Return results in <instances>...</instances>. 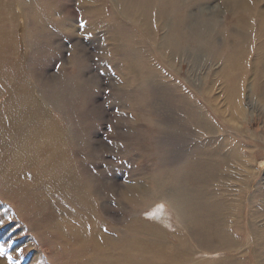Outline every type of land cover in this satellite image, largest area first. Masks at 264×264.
<instances>
[{"label": "rangeland", "instance_id": "rangeland-1", "mask_svg": "<svg viewBox=\"0 0 264 264\" xmlns=\"http://www.w3.org/2000/svg\"><path fill=\"white\" fill-rule=\"evenodd\" d=\"M5 1L0 0V79L13 88L11 93L26 92L27 99L33 97L34 101L30 100L28 105L30 109L39 110V117L44 120L41 124L54 125L55 122L65 131L62 149H67L68 154L61 161V166L65 165L71 177L89 195L94 210L92 216L104 227L105 234L113 238L122 237L118 229L134 218L155 221L151 217L156 214L159 216L158 212H154L163 208V203L156 201L145 206L141 198L142 194L153 192L150 188H160L152 181L157 174L194 166L192 162L197 159V154L209 146L220 148L221 144H226L221 150L226 153H231V149L237 147L244 158H247L250 156L249 148L256 144L249 136L252 133H257L255 139L264 142V117L259 115L264 114V102L257 91L255 94L251 89L249 77L244 83L241 81L244 87L243 99L249 110L248 115L246 114L249 118L247 132L234 130L202 98L200 78L215 63L210 52L212 49L216 52L228 40L225 35L216 34L220 23H227L225 27L228 29V21L231 20L221 0H211L209 5L200 3L192 10L193 13L188 14V20L193 22L196 14L201 13L203 8H209L213 11L212 18L220 21L216 30L211 31L212 35L209 33L212 49L205 53L187 48L176 59L174 67L167 66L153 40L136 23L121 16L120 12L114 13L109 0H102V19L95 14L90 15L82 5L83 0H47L49 12H52L51 8L55 9V18L63 19L69 24L56 27L57 29L49 26L51 32L48 28L43 33L35 30L31 15L27 12L28 2L32 0H11L14 4L10 10L5 8ZM250 1L253 13L257 14L262 4L258 0ZM156 3L152 9L154 18L151 22L152 29L159 38L165 30H160L155 17L158 9ZM248 16H251L250 13ZM254 34L256 33H251L252 36ZM140 36L144 39L139 40ZM258 37L259 33L250 43V57H246L248 53L242 56L243 64L249 68ZM121 45L128 46V49L131 47V53L135 56H127L119 48ZM192 45L193 43L188 47ZM136 61L142 63L140 65L143 67L150 66L157 71V85H148L138 80L136 73L131 70V64ZM221 63L219 61L218 64ZM126 70H131V73ZM212 92L215 94V91ZM4 97L0 98V103H3ZM191 102L192 106L194 103L197 105L200 115L206 116L217 128L218 134L209 135L200 128L197 115L189 110ZM57 134L62 144V133ZM1 138L2 136L0 142ZM261 141H258L257 146H260ZM256 155L264 160V152L261 154L259 150ZM260 167L261 174L256 178L255 185L258 187L255 192L264 182V161ZM260 167H256L258 172ZM27 174L32 176V169ZM232 183H212L215 185L208 187V190L216 191V200L232 203L229 196L234 190ZM138 187L144 191H140L143 193L137 197ZM133 195L138 198V205L135 199H130ZM56 198L59 199L57 196ZM245 198L242 196L241 199ZM17 203L0 197V254L8 264H113L111 253L103 259L95 257L89 247L71 250L63 238L60 240V251L56 253L57 242L50 239L54 237L55 230L48 227L51 230L45 232L46 229L37 223V217H41L37 213V217H34L27 210L26 214L20 215L15 208H18ZM229 215L226 214L225 217L226 226L227 221L230 225L236 224L231 222ZM28 218L33 219L28 221ZM246 224V219L241 217L240 225L243 227L240 228L247 229ZM91 226L88 223V227ZM188 227H180L184 229L180 233L189 242L193 241L191 245L196 252L193 258L183 264H219L223 258H230V264H235L232 260L240 262L239 264H258L254 253L256 246L249 233L242 232L240 238L237 236L242 242L238 251L229 252L228 248L221 246L217 249L218 254H210L207 252L213 251L204 246L202 249L197 244L198 241L192 238L195 226ZM199 252H204L205 255L198 257ZM260 252L263 253V250Z\"/></svg>", "mask_w": 264, "mask_h": 264}, {"label": "bare ground", "instance_id": "bare-ground-1", "mask_svg": "<svg viewBox=\"0 0 264 264\" xmlns=\"http://www.w3.org/2000/svg\"><path fill=\"white\" fill-rule=\"evenodd\" d=\"M46 1L32 0L28 2L27 12L31 15L35 30H40L43 33L48 31L49 26L57 29L69 24L63 19H56V10L51 8L52 12H49ZM109 1L113 6L114 13L120 12L121 16L136 23L153 40L157 52L168 67H174L176 59L183 55L187 48L205 53L212 49L209 33L216 30V26L220 23L216 18H212L213 13L211 12L213 11L203 8L201 13L195 15L196 21L188 20V14L193 13L192 10L196 5L208 4L211 0ZM221 1L226 6L231 20L228 21V29L225 27L227 23H220L221 25L217 26L216 34L217 36L223 34L230 41L227 40L216 52L211 50L210 53L215 63L200 78V90L202 98L216 113L224 117L227 124H230L234 130L247 132L249 118L246 117V114L248 115L247 111L249 110H247L243 99L244 87L241 81L244 83L249 77L251 89L255 94L257 91L261 101L264 102V40H262V33L264 35V0H258L262 6L260 5L258 8L257 14L253 13L250 0ZM154 3L158 7L155 17L160 30H165L159 38L152 29ZM5 4V8L10 10L13 8L14 2L6 0ZM82 5L90 15L95 14L100 19L103 18L104 3L102 0H83ZM249 13L251 16L247 17ZM114 22L116 21L114 20ZM105 26L107 28L106 24ZM203 29L204 32H202ZM186 30L188 32H185ZM249 32L256 33L254 36L257 33L260 34L259 41L254 47L256 49L250 68L242 62V56L248 53L246 57H250L251 53L250 43L254 36ZM112 37L115 36L112 35ZM143 39L139 38V40ZM191 43H193L192 47H188ZM133 44H135L134 41ZM119 48H122L121 50L127 56L131 55L132 58L135 56L134 53H131V47L128 49V46L121 45ZM116 49L118 50V48ZM219 61L222 62L220 65ZM140 64L142 63L137 61L131 64V70L136 73L138 80H142L148 85H157L159 80L157 71L150 66L143 67ZM131 70L126 71L131 73ZM127 77L129 76L127 75ZM18 89H20L19 85ZM11 90L13 88L5 80L0 79V98L5 96L3 103H0V136H2L0 142V197L7 201H17L18 208L17 206L15 208L20 215L26 214L27 210L31 215L34 214V217H37V214L41 215V217H37L39 226L46 229L45 232H49L50 228L48 227L55 230L54 237L50 239L58 244V246L56 244V253L60 251L62 244L60 240L63 238L71 250L89 247L95 257L99 256L103 259H106L107 254L111 253L113 264H183L184 261H189L195 256L196 250L191 245L193 241L189 242L187 237L181 235L180 232L184 229H180V227L195 226L192 238L198 241L197 244L201 245L202 249L204 246L213 251L207 252L210 254H218L217 249L221 246L225 249L228 248L229 252L230 250L238 251L239 245L242 243L239 240L240 233H249L250 239L254 240L256 246L254 253L258 264H264V182L255 192V188L258 187L257 184L255 185L256 178L261 174L260 165L264 161L256 153L259 150L261 154L264 152V142L255 139L257 133L249 135L256 144L253 148H249L250 156L247 158H244L245 156L237 147L231 149V153H226V151H221L226 147V144H221L220 148H218L219 146H209L197 154V159L192 162L194 166L157 174L152 178V181L160 188H150L153 192L142 194L141 199L145 206L152 205L156 201L157 203L162 202L164 207L154 212V214L158 212L159 216L156 214L155 218L151 217L155 221L134 218L123 228L118 229V233L122 237L113 238L103 232L104 227L92 216L93 208L87 192L75 182L65 165L61 166V161L68 154L67 149L64 151L62 149L65 131L63 132L58 126L59 124L56 125L55 122L54 125L41 124L44 120L40 119L39 110L37 108L30 109L28 105L30 100L34 101L33 97L29 100L25 96L26 92L15 94L11 93ZM212 91H215V94ZM194 104L192 106L191 102L188 107L194 115H197L200 128H203L209 135L211 133L218 134L217 128L208 121L206 116L200 115V110ZM228 108L229 113H227ZM260 114L264 117V114ZM56 132L62 133L60 135L62 144ZM10 138H12L11 141ZM258 141H261L260 146H257ZM257 165L260 167V172L256 170ZM31 169L33 175L28 176L27 171ZM221 181L233 182L234 190L232 189L233 191L229 194L232 203L216 200L217 198L214 197L216 191L208 190V187L215 185L212 183ZM67 190L70 191L67 192ZM140 191L144 190L138 187L136 189L137 197L143 193ZM135 195L130 199H135V203L138 205L139 201L136 200ZM242 196L246 197L245 200L241 199ZM54 198L56 199L54 200ZM236 200L240 202L237 203ZM90 211L91 213H89ZM226 214H230L228 218L236 224L230 225L227 221L226 226ZM241 217L246 219L247 229L246 227L240 228L242 226L240 225ZM31 219L28 218V221H32ZM174 219L176 220L174 221ZM88 223L92 226L88 227ZM229 227L233 229L230 228V230ZM260 250H263V253ZM203 253L199 252L198 257L202 258L205 255ZM234 261L232 260V263H240ZM0 264H8L1 254ZM219 264H230V258H223Z\"/></svg>", "mask_w": 264, "mask_h": 264}]
</instances>
